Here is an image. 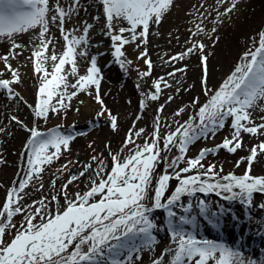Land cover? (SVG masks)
I'll return each instance as SVG.
<instances>
[{"label":"snow or ice","instance_id":"snow-or-ice-1","mask_svg":"<svg viewBox=\"0 0 264 264\" xmlns=\"http://www.w3.org/2000/svg\"><path fill=\"white\" fill-rule=\"evenodd\" d=\"M98 2L102 6L105 21L103 28L110 34L112 41L113 56L121 66L125 63L121 59L125 55L122 50L124 46L137 40L146 44L150 25L159 23L173 6V0ZM223 2L224 0H217V3ZM81 3L82 0H70L65 7L60 0H55L53 7L50 0H0V37L12 41L11 52L23 47L16 42L19 35L38 30L35 50L30 57L33 59L34 72L41 74L35 105L36 117L47 120L50 112L59 115L62 109H68L79 92H88L101 106L97 115L107 113L111 126L115 129L117 117L108 112L100 96L101 70L97 66L96 57L90 58V66L85 74L80 75L77 67V57L87 55L86 49H78L88 44V33L93 25L85 22L81 29L65 28V24L83 10ZM235 7L236 0H233L223 13L217 12V17L227 15ZM125 22L127 27H116ZM50 23L59 28L64 41V49L60 55L55 52L48 55L49 45L54 43ZM77 30L82 34L73 35L72 32ZM203 31L197 25L192 35L199 36ZM125 33H129L130 38ZM137 47L140 45L137 44ZM204 49L203 43L194 41L185 52L170 58L172 61L183 60L197 50L201 53L204 72L201 84L206 99L203 103L199 97L192 99L190 107L193 114L183 123L176 121L175 129L166 133L161 132L162 122L157 115L150 137L142 144L136 140L145 134V129H130L124 141L125 147L132 146L128 154L122 157L119 152L110 153V166L103 159L93 156V161L97 162L94 173L96 178L90 179V186L86 191L68 194V185L85 176L87 169L92 168V165H86L79 176H72L62 186L60 194L51 197L55 202V209L48 207L45 198L29 205L28 208L32 211H27L21 204L24 198L21 193H24L33 176H38L43 171V165L58 158L62 148L67 149L74 137L57 130L45 134L35 127L27 129L24 126L30 132L25 145L29 168L25 178L7 191L5 202L0 206V264H135L140 259L141 252L151 250L158 242L154 235L158 226L150 216L153 209H164L167 213V231L174 244V247L166 250L165 254L170 257L167 264H259L257 260L246 258L238 247L199 237L198 216L216 230L223 229L226 216L236 222L237 228L241 227V217L232 214L230 209L218 205L214 210L208 202L200 199L195 204L191 200L187 204H179L182 210L179 216L173 210L182 197H194L197 193L223 195L224 200L238 201L245 206H251L254 193L264 194V176L251 175L253 162L259 154H264V141L253 145L249 155L241 158V161L247 160L248 167L240 176L234 173L220 176L214 164L205 168L202 161L208 154L214 153V149H201L195 158L185 160L190 145L210 134L214 136L225 127L229 118L232 137L225 138L217 146V150L223 148L229 153H235L241 149L242 133L264 135V122L255 123L253 119V112L264 102V31L259 34L257 46L243 54L242 62L215 89L207 86V56L203 54ZM139 58L144 59L148 66V71L143 72L142 76H150L152 62L146 49L140 53ZM0 59L12 77L0 79V88L12 95L11 85L20 83V76L8 63L7 56ZM49 60L52 62L50 72L46 67ZM66 65H70L68 72L65 71ZM176 71L183 72L184 69ZM69 74L76 77L71 84V92L67 91ZM161 83L167 85L163 78L155 81V92L148 99H159ZM90 89L94 91H89ZM141 107H144L143 103ZM185 110L184 107L179 108L174 115L179 117ZM162 111L163 106L157 109L158 113ZM261 112L264 113V109ZM260 119L264 121V114ZM172 148H176L179 155L171 160L166 155L161 156L162 152H169ZM162 161L166 163L165 171L155 177L153 186L155 170ZM182 161L186 166L176 171ZM241 161L237 162V167ZM169 169L173 170L174 176ZM193 170L195 173L192 175H182ZM173 178L178 184L171 195L165 198L169 181ZM61 194L63 203L59 199ZM149 198L151 206L145 203ZM18 214L24 215L19 226L13 223V218ZM6 235H11V239L6 240ZM165 254L154 259L152 264H163Z\"/></svg>","mask_w":264,"mask_h":264},{"label":"rangeland","instance_id":"rangeland-1","mask_svg":"<svg viewBox=\"0 0 264 264\" xmlns=\"http://www.w3.org/2000/svg\"><path fill=\"white\" fill-rule=\"evenodd\" d=\"M232 2L233 0H224L223 3H217V0H173V6L162 20L150 25L146 44L137 40L124 46L122 50L125 55L121 59L125 63L121 66L113 56L114 49L110 34L103 28L105 21L102 6L98 0H82L81 7L83 10L77 16H73L65 24V28L68 30L81 29L85 22L93 25L88 33V44L79 49V51L86 49L87 55L77 57V67L80 75L85 74L90 66V58L96 57L97 66L101 70V83L108 81L121 84L120 92L108 109L111 115L117 117L115 129L112 128L110 116L107 113L90 123L69 122L70 117H76L78 112L87 107L89 103L93 104L92 111H97L96 104L98 103L88 92H79L78 96L71 101L68 109H62L59 115L50 112L47 120L36 117L35 105L41 85V74H36L33 71V59L30 57L35 50V37L38 35V30H32L17 37L22 39L25 37L27 41L22 47L24 48L23 53L18 52L19 55H15L16 52L11 51L15 58L10 55L12 41L0 37V57L7 56L12 69L21 68L18 73H24L27 70L33 71L32 80L20 77V83L11 85L13 88L12 95H9L7 90L0 88V161H2L0 162V206L5 202L7 191L17 186L28 172V150L25 145L30 138V132L24 126L27 129L35 127L45 134L51 130H57L74 137L67 149L62 148L58 158H54L50 164L43 165V171L38 176L34 175L28 182L24 193H21L24 197L21 204L25 206L27 211H32L28 206L45 198L48 207L55 209L56 205L51 197L60 194L62 186L66 185L72 176H79L86 165H92V168L86 171L85 176L88 179L85 182L80 177L67 187L69 195L86 191L90 186V179L96 178L94 173L97 162L93 161L92 157H99L104 160L106 165L110 166V153L119 152L122 157L127 155L132 146L125 147L124 141L130 129H145V134L136 140L137 143L142 144L145 139L150 137L157 115L160 116L162 122V133L174 130L177 126L176 121L183 123L187 120L188 116L193 114V109L190 107L192 99L199 97L201 103L206 99L201 84V78L204 75L201 53L197 50L187 55L183 60L172 61L170 58L185 52L194 41L203 43L205 45L203 54L207 56V86L215 89L234 70L236 65L242 62L243 54L257 46L259 34L264 31V0H236V7L227 15L218 18L217 12L223 13L226 8L231 6ZM50 3L54 7L55 0H50ZM60 3L66 7L70 0H60ZM94 17H99V19H94ZM197 25H200L204 31L199 36H193L192 33L196 31ZM121 26L127 27L126 22L116 25L117 28ZM49 28L54 43L49 45L48 54L55 51L56 54L60 55L64 49L61 32L55 24L50 23ZM72 34L78 36L82 33L77 30L73 31ZM125 36L130 38L129 33H125ZM156 36L164 37L163 42L158 46L152 43L153 37ZM137 44L140 47H137ZM152 48H154L153 51H151ZM145 49L152 62L151 75L147 77H143L142 73L148 71V66L144 59L139 58L140 53ZM46 67L48 68L47 64ZM68 68L70 69V65L65 66L66 72L69 71ZM177 69H184V71H176ZM9 73L3 60L0 59V79L12 78L8 76ZM169 73H174V75H169ZM161 78L167 82V85L161 83L159 99L152 101L147 97L155 92L154 82ZM75 80L76 77L68 75V92L73 91L71 84ZM23 90L25 95L21 92ZM89 91L94 90L90 89ZM169 97L172 99L169 100ZM142 103L144 104L143 108L141 107ZM161 106H163V111L158 113L157 109ZM182 107L186 109L185 112L179 117L175 116L174 113ZM261 109H264V102L260 103V107L253 112L255 123L264 122L260 119V116L264 114ZM163 125H170L171 127L166 128ZM230 125L231 120L229 118L226 120L225 127L218 130L214 136L210 134L207 138H201L190 145L185 160L195 158L201 149H214V153L208 154L202 161L205 168L209 164H214L216 165L215 170L220 173V176L229 173H234L237 176L243 175L248 164L246 159L241 161V158H246L251 147L264 140L258 135L255 137L242 133L243 144L241 149L235 153H229L223 148L217 150V146L222 144L225 138L231 139L233 130ZM118 134L121 135L122 141L120 144H115L112 142V138ZM50 151H54V149H50ZM165 155L171 160L179 153L176 148H172L169 152L161 153L162 157ZM238 161L241 163L237 167ZM185 166L183 161L180 162L176 171ZM165 168L166 163L163 161L157 166L153 186L155 185V177L163 174ZM221 168L223 171H220ZM168 171L174 176L173 170L169 169ZM194 173L195 170L182 175ZM251 175L264 176V154H259L257 160L253 162ZM177 184L178 181L175 178L169 181L165 198L171 195ZM195 196L203 200L229 202L233 206L238 205L245 211L244 205L238 201L224 200L223 195L197 193ZM260 196L264 197V194L254 193L253 198ZM192 198L182 197V204H187ZM59 199L63 203L62 194L59 195ZM180 202L174 206L173 210L176 211L175 209L178 208L181 214ZM145 203L151 206V198ZM152 212L159 215L163 214L160 224L162 225L160 226L162 233L159 235L162 242H157L151 250L145 249L141 252L139 254L140 259L136 260L135 264H152V261L165 254L168 248L174 247L167 231L166 211L153 209ZM176 212L179 213L178 210ZM250 214L253 215L254 213L251 212ZM23 220L24 215L18 214L13 218V223L19 226ZM198 222L199 237L202 235L206 238H214L211 236L214 233H207L206 229L202 230L207 224L206 221L198 216ZM5 239L10 240L11 235H6ZM167 256L165 254V257Z\"/></svg>","mask_w":264,"mask_h":264},{"label":"bare ground","instance_id":"bare-ground-1","mask_svg":"<svg viewBox=\"0 0 264 264\" xmlns=\"http://www.w3.org/2000/svg\"><path fill=\"white\" fill-rule=\"evenodd\" d=\"M163 40H164L163 36H156V37H153L152 43H153V45L158 46L159 44H161L163 42ZM26 41L27 40L25 37L23 39L22 38L16 39V42L20 43L23 46L25 45ZM153 45L150 44L151 47H153ZM153 50H154V48L151 49V51H153ZM14 51L16 53H18V52L23 53L24 48L15 49ZM78 51H79V49H78ZM52 52H55V51H52ZM51 53H49L48 55H51ZM13 54H14L13 52L10 53V55H13ZM57 55H58V53H57ZM47 65H48V71L50 72L52 62L50 61L49 63H47ZM116 68H117V66H116ZM17 71H21V68H18ZM33 71L27 70L24 73L23 72L19 73V76L22 78H27L28 80H32L33 79V73H32ZM8 76H11V74L9 73ZM120 85H121L120 83H111L108 81L101 83V85H100V96H101V99L103 100L104 106L106 107L107 110L112 106L113 101L116 98V95L120 92V89H121ZM21 92L23 95H25L24 90ZM53 103H55V100H53ZM90 104L91 103H89L87 105V107L82 108V111H79L78 115L76 117H70L69 122L70 123H90V122L96 121V120H98L104 116V115L103 116L97 115L101 111V106L99 104H96L97 105V107H96L97 111H92L91 108H92L93 104H91V105ZM94 104H95V102H94ZM138 125H139V123H138ZM120 134H118L116 137H113L112 142H114L115 144H120L122 141ZM258 137L261 138L262 140H264V135H258ZM82 179L85 182L88 179V177L83 176ZM198 200H200V199L197 196H194L191 199L193 204H195ZM205 201L208 202L213 207L214 210L218 205H223L225 208L230 209L232 214H235L236 216L241 217V221H240L241 227L237 228L235 226L236 222L232 221L230 216H226L224 227L222 230H216L207 224L205 225V228H202V230L206 229L207 233H214L211 235L214 238H211L209 236H208L209 238H206L205 236H202V235L200 236V238L208 239V240L216 241V242H223V243H226L228 245L238 247L243 251L244 256L246 258L254 259V260H257L259 262V264H264V207H261V205H263V203H264V197H262V196L254 197L252 200L251 206H245L244 205L245 211L243 210V208L242 209H241V207L239 208L238 205L233 206V204H230L229 202L223 203V202L213 201V200H209V199L205 200ZM180 204H182V201L180 202ZM175 210L179 211V213H178V215H179L180 210L178 208H176ZM251 212H253L254 214L251 215L250 214ZM181 214H182V210H181ZM150 216L158 226V230L154 231V235H156L158 242H162V238L159 235H161V233H162V230L160 227L162 225H160V224L162 221L161 218H162L163 214L159 215V214L152 212V213H150ZM168 259H170L169 256L165 257L163 264H167Z\"/></svg>","mask_w":264,"mask_h":264}]
</instances>
